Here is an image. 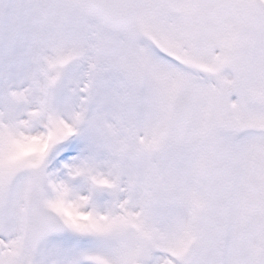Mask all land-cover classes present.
I'll list each match as a JSON object with an SVG mask.
<instances>
[{
    "label": "snow or ice",
    "instance_id": "1",
    "mask_svg": "<svg viewBox=\"0 0 264 264\" xmlns=\"http://www.w3.org/2000/svg\"><path fill=\"white\" fill-rule=\"evenodd\" d=\"M0 264H264V0H0Z\"/></svg>",
    "mask_w": 264,
    "mask_h": 264
}]
</instances>
